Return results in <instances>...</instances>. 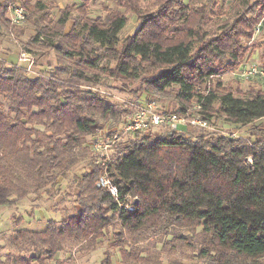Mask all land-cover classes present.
Segmentation results:
<instances>
[{"label": "trees", "instance_id": "trees-1", "mask_svg": "<svg viewBox=\"0 0 264 264\" xmlns=\"http://www.w3.org/2000/svg\"><path fill=\"white\" fill-rule=\"evenodd\" d=\"M79 1L75 12L67 5L53 19L54 6L42 0H0V29L17 39L25 34L7 16L10 3H21L35 32L25 50L35 53L30 46L37 45L57 61L50 74L35 77L15 63H0V207L66 178L89 154L86 137L102 129V121L120 119L118 107L84 88L102 83L103 74L142 80L157 93L175 89L181 107L167 112L182 115L195 100L210 125L220 120L246 126L264 118L263 93L239 96L219 80L243 64L244 41L264 29V0H113L116 11L96 18L90 16L94 0ZM121 9L135 12L140 26L120 43L128 23ZM104 59L114 66L102 65ZM193 129L203 131L168 129L162 138L131 142L107 167L92 160L91 170L75 177L79 213L60 224L49 220L41 231H15L12 246L21 253L13 264H48L70 241L95 251L115 224L129 237L121 231L120 243L113 244L123 264L140 259L137 249L124 244L160 229L172 235L187 225L202 227L209 238L205 254H218L224 264L264 258V141L225 135L193 141ZM105 170L119 201L97 185ZM128 196L137 199L131 209L125 207Z\"/></svg>", "mask_w": 264, "mask_h": 264}, {"label": "rangeland", "instance_id": "rangeland-1", "mask_svg": "<svg viewBox=\"0 0 264 264\" xmlns=\"http://www.w3.org/2000/svg\"><path fill=\"white\" fill-rule=\"evenodd\" d=\"M47 4L53 5L52 17L57 19L67 5L72 7L75 12L76 6L80 5L79 0H42ZM186 4L198 5L203 0H184ZM17 3V2H15ZM22 5L21 3H17ZM23 6V5H22ZM24 7V6H23ZM25 8V7H24ZM228 9V7H225ZM116 11V6L113 0H94L90 4L91 17H105L107 11ZM128 17V23L118 35L119 42H123L128 36L133 35L140 21L137 14L130 10H120ZM226 11V10H225ZM217 18L214 19L216 21ZM72 27V23H68V30ZM19 28L26 29L21 38L8 35L0 29V63L5 65L11 64L7 61L8 50L12 53L13 59L21 58V54L28 52L25 49V44L29 42L34 31L28 20ZM248 50L245 54L243 64L250 68L249 63H256L259 66L264 62V29L260 30L254 39L244 41ZM36 52L32 53L34 64L21 60L18 61L20 67L26 69L32 77L38 76L46 72L50 74L51 67L57 64L56 56L53 52L50 54L41 50L37 45L30 46ZM102 65L114 66V62H109L104 59ZM241 65V66H242ZM51 66V67H50ZM235 71H225L219 75V80L228 90H233L236 95L243 96L248 93H263L264 94V76H241L242 67ZM215 79L214 85L218 82ZM101 82L94 85L90 89L93 92L99 93L105 100L118 107L122 114L118 121H102V129L95 135L86 137V146L89 149V154L86 158L80 160L66 178H60L58 182L40 194L32 193L25 199L18 202L12 207H0V254L4 264L15 263L16 257L21 251L12 246V235L20 229L30 231H41L47 227L49 220H55L61 223L67 217L78 214L80 211L78 190L76 188L75 177L82 176L86 171L91 170L89 163L93 160L97 164L100 162L111 163L121 153L124 147L131 142H138L145 136L151 139L162 138L165 135V130L154 128L149 132L142 134H127L123 132V127L130 114L136 111V105L148 104L155 102L157 107L166 111H176L181 107V104L175 98V89L167 90L166 93H157L152 90L148 84L142 80L121 81L116 78L108 77V74L101 76ZM4 103V111L8 113V101L2 99ZM195 100L188 108L195 106ZM211 128L203 129V131L193 129L188 138L190 140H199L200 136H204L205 141H216L219 136H227L233 139H243L248 142L255 140L264 141V118L254 122L253 124L242 126L238 124L224 123L216 120ZM187 128H181L185 130ZM118 136V139H114ZM103 142L111 143V147L104 153L107 155L102 160L101 154L92 151L93 143ZM249 163L250 160H248ZM137 201L136 198L128 196L125 199V207H131ZM124 203V202H123ZM122 231L124 237L129 239L127 233L122 230L119 224H115L108 228L106 237L101 240L95 251H87L82 249L79 244L74 241L67 242L65 248L48 264H104L108 261L110 264H123L121 262L120 248L114 247L113 244L117 240L118 235ZM174 234L168 235L166 230L161 229L157 232L150 231L140 238L136 244L128 242L123 245L127 249H137L138 259L131 264H224L220 261V256L214 252L205 254V250L209 245V238L202 233L201 226L187 225L176 227ZM137 239V238H136ZM120 243V241H118ZM27 253L24 252L23 255ZM28 255H31L28 253ZM225 264H264V258H260L257 263L252 260L238 258L229 260Z\"/></svg>", "mask_w": 264, "mask_h": 264}, {"label": "built area", "instance_id": "built-area-1", "mask_svg": "<svg viewBox=\"0 0 264 264\" xmlns=\"http://www.w3.org/2000/svg\"><path fill=\"white\" fill-rule=\"evenodd\" d=\"M9 19L14 26L20 27L26 23L27 20V11L26 9L17 3H10L9 5ZM259 31V30H258ZM257 31V32H258ZM21 60L30 62L31 65L34 64V58L31 53H23ZM252 65L250 68H247V65H242V75L241 76H256L263 75L264 69H262L256 63H249ZM200 107L196 104L193 108H188L186 112L182 115H177L175 113H168L166 110H162L157 107L155 102H150L148 104L136 105V111L130 114L129 118L124 124L123 132L127 134H136V133H145L149 132L154 128H161L164 130L180 131L181 128L188 127H198L203 129L211 128L210 124L204 120L197 111ZM118 136L114 139L116 141ZM111 147V143H103L95 141L93 143V149L95 153L101 154L102 160L106 158L104 153ZM106 161V160H104ZM98 164H101L105 167L109 165L107 162H100L97 160ZM98 187L106 190L116 201L120 199V192L116 184H114L112 178L110 177L107 170H105L100 176ZM131 209V207H128Z\"/></svg>", "mask_w": 264, "mask_h": 264}, {"label": "crops", "instance_id": "crops-1", "mask_svg": "<svg viewBox=\"0 0 264 264\" xmlns=\"http://www.w3.org/2000/svg\"><path fill=\"white\" fill-rule=\"evenodd\" d=\"M8 16V18H9V14L7 15ZM6 52H8V55H7V61L10 63L11 62V64L12 63H15V64H17L18 66H21V65H19V63H18V61H20V59H17V61L15 60V59H13V62H12V53H10L8 50H5ZM25 53H28V52H25ZM23 54V53H22ZM22 54H21V56H22Z\"/></svg>", "mask_w": 264, "mask_h": 264}]
</instances>
